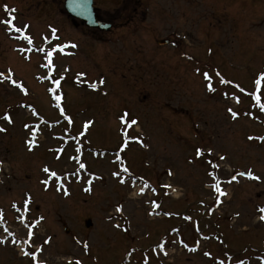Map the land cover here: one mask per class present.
<instances>
[{
	"label": "rangeland",
	"instance_id": "374dc122",
	"mask_svg": "<svg viewBox=\"0 0 264 264\" xmlns=\"http://www.w3.org/2000/svg\"><path fill=\"white\" fill-rule=\"evenodd\" d=\"M62 1L0 0V264L264 263V0H94L109 32Z\"/></svg>",
	"mask_w": 264,
	"mask_h": 264
},
{
	"label": "snow or ice",
	"instance_id": "6c2138e0",
	"mask_svg": "<svg viewBox=\"0 0 264 264\" xmlns=\"http://www.w3.org/2000/svg\"><path fill=\"white\" fill-rule=\"evenodd\" d=\"M5 10L8 11V9H7L6 6H5ZM11 11L14 12L15 10L12 9ZM12 19H14V17L11 18V19H7V20L0 21V23H5L6 25H8V26L11 28V27L13 26V25H12ZM14 30H15L16 32H20V31H21L20 28H15ZM54 31H55V30H53V32H54ZM24 39L28 40L29 44L31 43V40H30L29 37L25 36ZM72 47H75V45H72ZM51 56H52V53L49 52V53H48V65H47L49 68L52 67ZM204 76H205L206 79L208 78V74H207V73H204ZM12 82L15 84V81H12ZM220 82H221V83H228L227 81H225V80H223V79H221ZM59 83H60L59 80H55V81H54V84H55L57 87H59ZM100 83H103V81H100ZM255 83H256L257 86H259V84H260V80H259V79L256 80ZM16 87L20 88L21 91H25V90L23 89V87H22L21 85H19V84H17ZM52 90L54 91V89H52ZM211 90H212L211 87H209V91H211ZM241 91H243V90H241ZM254 98L257 99V100H259V97H254ZM54 99L57 101V107H59V101L61 100V97H60L59 95H57V96L54 97ZM260 107H261L262 109H264V104H261ZM229 112L232 114L233 118H236L237 113L233 112L232 109H229ZM62 114H63V112H62ZM3 119H4V120H7L9 123H11V119H10V117H9L8 115H4V116H3ZM121 119H122V122H123V119H124V118L122 117ZM135 123H136L135 120H132V121H131V124H135ZM85 127H87V124L85 125ZM4 130H5V129L0 128V131H4ZM249 139H253V137H249ZM260 139H264V138H260ZM197 154H198V155L200 154V153H199V150L197 151ZM222 159H223V157H222ZM80 167L83 168L84 165L81 164ZM44 171H45V172H48L49 169H48V168H45ZM124 171H127V169H124ZM52 175L55 176L56 174H55V173H52ZM113 175H118V173H113ZM241 175H244V173H241ZM247 175H248V177H249L250 179H258V177L253 176L252 173H251L250 171L247 173ZM233 179H235V177H233ZM44 183L46 184L47 181H44ZM146 186H147V185H146ZM214 187H216V190L219 191L218 186H214ZM141 191H143V189H141ZM221 194H223V193H221ZM65 195H67V192H66V191H65ZM116 210H117L118 212L121 211L120 208H117ZM259 211H260L261 213H264V208L259 209ZM260 219H261L262 221H264V215H261V216H260ZM30 234H31V233H30ZM191 250H192V251H195V248H193V249H191ZM25 254L27 255V253H25ZM205 255H209V254H208V253H205ZM33 258L35 259L34 256H33Z\"/></svg>",
	"mask_w": 264,
	"mask_h": 264
},
{
	"label": "water",
	"instance_id": "95a60500",
	"mask_svg": "<svg viewBox=\"0 0 264 264\" xmlns=\"http://www.w3.org/2000/svg\"><path fill=\"white\" fill-rule=\"evenodd\" d=\"M91 0H66L65 10L73 17L83 20L88 27L102 29L103 25L98 26L94 22V14L91 8ZM160 45L165 42H160ZM90 223L87 224L89 226Z\"/></svg>",
	"mask_w": 264,
	"mask_h": 264
},
{
	"label": "flooded vegetation",
	"instance_id": "af4514ba",
	"mask_svg": "<svg viewBox=\"0 0 264 264\" xmlns=\"http://www.w3.org/2000/svg\"><path fill=\"white\" fill-rule=\"evenodd\" d=\"M96 17H97L98 21H102V22L103 21L104 22L107 21L110 24H112L113 27H114V23L113 22H116L117 20H121L122 14H121V12L112 13L111 10H106V11H104L103 16H102L100 14L99 10H97L96 11ZM76 25L79 26V27L82 26L80 21L77 22V23H74V26H76Z\"/></svg>",
	"mask_w": 264,
	"mask_h": 264
}]
</instances>
